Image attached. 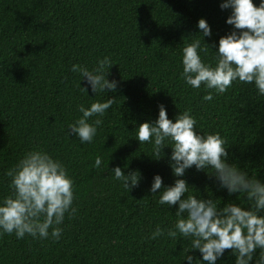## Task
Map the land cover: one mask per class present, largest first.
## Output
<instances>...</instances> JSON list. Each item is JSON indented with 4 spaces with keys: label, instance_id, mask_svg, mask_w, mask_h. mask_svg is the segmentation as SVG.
Here are the masks:
<instances>
[{
    "label": "trees",
    "instance_id": "trees-1",
    "mask_svg": "<svg viewBox=\"0 0 264 264\" xmlns=\"http://www.w3.org/2000/svg\"><path fill=\"white\" fill-rule=\"evenodd\" d=\"M222 2L0 0V206L12 192L7 171L27 152L41 150L65 166L77 209L59 225L58 242L51 235H0V264H188L186 255L194 257L193 264H207L191 250L190 238H150L158 225L172 228L177 220L178 205L159 204L160 192L184 179L186 196L220 201V208L232 202L249 210L246 198L230 195L210 169L193 166L175 177L171 144L165 142L156 160L154 138L140 144L137 130L158 119L160 105L173 122L190 110L198 134L219 133L227 141L228 164L264 182V96L254 83L234 81L224 94L213 90L207 101L203 84L194 89L181 78L183 48L195 40L201 49L210 46L198 54L215 66L220 38L234 30L226 23L232 10H222ZM200 19L207 21L210 37L198 28ZM104 57L112 61L107 79L117 81V88L95 94L72 67L91 70ZM110 98L116 102L103 117L89 118L103 121L91 144L70 134L69 125L82 117L80 105L90 108ZM98 156L102 163L95 168ZM116 167L125 175L139 171V185L125 189L114 179ZM156 175L163 185L152 193ZM217 264H235L231 250Z\"/></svg>",
    "mask_w": 264,
    "mask_h": 264
},
{
    "label": "clouds",
    "instance_id": "clouds-1",
    "mask_svg": "<svg viewBox=\"0 0 264 264\" xmlns=\"http://www.w3.org/2000/svg\"><path fill=\"white\" fill-rule=\"evenodd\" d=\"M220 7L232 10L226 23L234 30L220 38L218 51H215V66L204 63L198 54V50L207 53L210 46L204 43L205 47L201 49L200 41L195 40L183 48L181 78L194 89L203 84L209 90L204 96L207 101L213 99V90L224 94L237 80L245 84L254 83L258 94L264 96V0L259 6L253 0H224ZM198 28L204 37L211 36L205 19L198 21ZM112 66L110 57H104L91 70L86 66L73 65L72 71L81 75L93 93L105 92L106 89L114 92L117 81L109 82V71H106ZM81 90L87 92V88L81 87ZM115 102V98H110L103 103L94 102L90 108L80 105L82 117L69 125L70 134L77 136L81 143L91 144L103 121L95 119L89 123V118L103 117ZM196 124L190 110L180 113L173 122L168 118L164 105H160L158 119L154 123L141 124L137 140L140 144L151 143L154 138L156 160L161 159L167 141L171 144L170 167L175 177H183L185 171L193 166L198 171L210 169L211 175L230 195L239 193L237 199L246 198L249 210L232 202L220 208V201L186 196L190 190L186 180L176 179L173 186L160 192L158 201L169 207L178 205L176 223L168 229L158 225L150 238L157 239L165 233L173 239L178 233L190 238L191 250H198L202 261L207 264H217L226 250H231L235 256V264H252L253 261L264 264V215H261L264 213V182L256 176L250 177L235 164H228L227 141L219 133L198 134ZM101 163L102 158L96 157L94 167L99 168ZM112 171L114 179L121 181L129 192L139 185V171L127 175L120 167ZM6 175L11 177L12 192L0 206V235L15 233L17 239H23L26 234L39 239H48L51 235L58 242L63 232L59 225L65 215L74 218L77 212L72 207L74 181L65 166L46 152L33 150L27 152ZM162 185L161 176L156 175L151 192L161 190ZM186 259L188 264H193V256L186 255ZM197 262L202 264L201 261L195 264Z\"/></svg>",
    "mask_w": 264,
    "mask_h": 264
}]
</instances>
